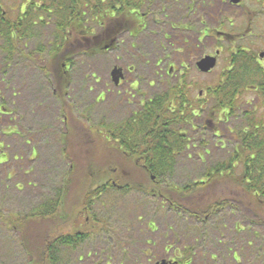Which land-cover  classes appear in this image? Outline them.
<instances>
[{
    "label": "rangeland",
    "instance_id": "1",
    "mask_svg": "<svg viewBox=\"0 0 264 264\" xmlns=\"http://www.w3.org/2000/svg\"><path fill=\"white\" fill-rule=\"evenodd\" d=\"M2 3L8 9L13 0ZM159 6L155 7L157 11ZM156 14L158 20H167L160 11ZM151 21L149 18V33L138 41L142 44L134 43L140 45L139 52L130 54L135 40L123 36L119 48L111 54L75 57L67 100L65 91L61 93L52 86L41 69L46 53L38 60L29 54L46 50L43 37L51 31L36 29L32 38L41 36L43 40L30 42L27 49L18 44L11 60L0 41V264H43L36 254L42 247L38 236L43 230L49 232L48 239L76 230L88 236L77 249L62 250L61 264H156L174 257L193 264H264V208L259 209L234 185L217 183L185 203L194 209L230 200L229 207L217 216L199 215L203 222L191 214L168 209V203L145 196L137 187L125 195L110 190L93 201V211L82 214L87 207L83 200L98 183L111 180L118 187L124 186L120 180L123 176L143 177L129 163L120 166L127 171L118 173L123 175L120 179L100 175V169L116 160L106 158L100 150L101 137L93 128L100 123L119 124L142 109L141 94L146 95V101L175 85V79H170L163 86L157 76L177 64L166 40L175 32L168 26L154 27ZM41 42L43 45L38 46ZM115 65L131 69L132 73L126 75L140 78L142 86L132 92L126 83L127 93L124 89L116 91L110 76ZM220 69L207 77L194 73L190 81L201 84L198 89L214 87L219 83L216 77ZM198 124L197 132H188L193 146L179 159L174 175L160 183L170 199L175 197V189L168 185L181 188L201 182L208 170L230 158V145L226 144L230 140L229 126L222 122L220 133H215L219 137H213L203 133L202 124ZM109 169L115 171L113 165ZM67 175L69 193L63 196L53 222L36 219L18 224L39 206L56 201Z\"/></svg>",
    "mask_w": 264,
    "mask_h": 264
},
{
    "label": "trees",
    "instance_id": "2",
    "mask_svg": "<svg viewBox=\"0 0 264 264\" xmlns=\"http://www.w3.org/2000/svg\"><path fill=\"white\" fill-rule=\"evenodd\" d=\"M94 2L93 14L99 15L103 11V5L100 0H94ZM56 5L57 7L61 6L70 10L72 4L70 0H56ZM34 15L31 16L33 17ZM62 16L64 23L58 24L57 28L53 31L51 37L55 42L50 47L48 55L46 54L45 58L47 59L43 64L44 67L42 66L43 68L41 69L45 70L52 86H57L61 93V90L65 91V99L67 100L66 97L69 94V86L71 85L72 78L71 70L63 68V65L66 67L72 65L75 62L76 56L90 58L100 53L102 45L106 44L108 39L103 32L99 37L95 38L98 45L97 49L89 50V44L94 40H86L80 36L81 30L86 25L66 24L65 20L71 17L69 12ZM2 18L0 16V41L5 45L4 52L7 54L8 60H11L14 56V51H16L15 47H18V44L21 43L19 38H30L33 30L22 31L23 24L25 22L31 23L30 19L21 22L20 19L17 21H8ZM95 24L96 26H102L101 29L104 28L101 23ZM24 33H26L25 36ZM234 89L232 87L225 88L222 85L210 89L207 91L206 101H199L197 106L189 103L187 93L183 95V100H179L177 98L178 94H175L173 90L162 94L158 93L153 96L148 106L146 105V110L148 109L146 119L143 116L144 114L141 113L120 125L117 124L114 126L100 123L97 127H94L93 129L101 137L99 138L102 141L100 150L106 158L116 160V162H111V164L107 165L105 169H100V175H109L120 179L123 175H119L118 173L127 172L125 169H120V166L123 167L129 163L133 171H141L143 177L137 179L135 175L123 176L124 178L120 180H122V183L124 182V186L118 187L111 180L98 183V186H95L87 194V198L85 199L87 203L83 200L84 205L87 207L83 209L82 214L91 211L93 201L107 194L110 190L119 191L125 195L137 187L143 190L145 196H156V199L165 201L168 203L169 208L172 207L187 215H192L193 212L196 213L198 210L199 215L204 214L214 217V215L223 211L224 208L229 207L230 200L223 199L207 207L202 208L196 206L194 209L188 208L185 203L193 195L196 196L202 190L217 183L230 186L234 185L243 195H247L254 200L255 204L259 205V209H263L264 130L256 129V127L261 126L256 116L251 117L252 121L255 122L251 124L249 135L245 132L244 125H240L234 129L236 135L233 141L234 144H230V141L226 143L227 146L230 145L229 148L231 150L227 152L230 158L225 162H221V164H216L217 166L208 170L205 174V180L195 184L181 186V188L172 187L171 184L168 185L167 187L175 189L172 192L175 194V197L171 199L169 198L168 192L160 188V185L164 181L174 175L175 166L178 164L179 159L183 157L182 155L193 146V141L188 135L189 130L197 132L199 130L198 123H200L204 130L203 133L207 135L209 133L208 136L219 137L215 133H220L221 120L226 118L227 114L225 112L226 107L230 105L233 112L239 111L240 103L234 100ZM252 111L254 114L258 113L256 110ZM205 152V154H209V152ZM119 160L121 161L120 163ZM112 165L115 171L109 169ZM64 181L62 190L57 193L58 197L56 201L52 200L39 206L28 216L18 221V224L22 225L27 222H34L36 219L42 221L41 223H44V221L53 222L57 211L62 206L63 196L69 193L68 189L71 184L67 186L69 182L68 175ZM75 200H77L76 197ZM90 200L92 201L90 202ZM19 219L16 218L15 220ZM14 225L17 226V224ZM48 234V231L43 230V232H39L38 236L42 240V247L39 248L41 250H37L36 254L40 258L39 261H42L43 264H61L62 258L60 256H62V250L77 249L88 237L85 234L78 233V230L73 234H61L51 239H48ZM21 235L24 239L25 233Z\"/></svg>",
    "mask_w": 264,
    "mask_h": 264
},
{
    "label": "flooded vegetation",
    "instance_id": "3",
    "mask_svg": "<svg viewBox=\"0 0 264 264\" xmlns=\"http://www.w3.org/2000/svg\"><path fill=\"white\" fill-rule=\"evenodd\" d=\"M100 2L103 5V11L95 15L93 14L94 0H70L72 4L70 10L61 6L57 7L56 0L54 3L53 0H13V5H10L8 9L0 0V16L8 21L20 19L23 22L30 19L31 23L25 22L22 31L33 30L32 33L36 29L51 31L50 37L45 36L44 40L41 36L39 37L48 49L29 53L31 57L35 55L37 60L39 57H44L45 53L48 55L50 47L55 42L51 37L52 33L58 24L64 23L62 15L67 12L71 17L65 20L66 24L86 25L81 30L80 36L86 40H94L90 42L89 50L97 49L96 37L103 32L107 36L108 41L104 45L101 44L103 48L101 47L100 53L92 58L98 57L101 53L108 55L117 50L123 36L135 40L132 42L131 48L133 49L130 54L139 52L140 45L136 46L134 43L138 42L144 34L149 33L148 19L152 18L151 22L154 27L162 29L163 26H168L170 31L175 32L172 35L173 39L170 36L166 40L172 48L171 56L177 58V64L175 63V66L173 65L164 72L158 71L160 73H157V76L161 78L159 84L163 85L165 80L175 79V85L162 90H166L165 92L173 90L175 94H178L179 100H183V95L187 93L189 103L197 106L199 101L207 98V91L210 89L217 88L219 85L225 88H235L233 95L234 100L240 103L239 111L233 112L229 105L225 109L226 118L221 120L229 126V143H233L236 136L234 129L240 125L245 126V132L249 135L251 124L255 122L252 121L253 116L259 119L261 125L256 129L264 130V0H100ZM158 3L160 6L157 9L160 15L167 19L166 21L157 19L158 11L155 7ZM33 14L35 15L32 17ZM95 23L103 24L104 30L101 29L102 26H96ZM153 30L155 31L154 28ZM32 33L30 38H19L26 49L30 42L37 43L39 40L37 36L32 38ZM41 45H43L42 42L38 46ZM206 58L214 59L215 66L204 72L199 64ZM165 59H168L167 56ZM72 65L69 67L63 65V68L70 69ZM218 67H221V72L216 77V79L219 78L216 86L207 85L198 89L197 87H201V84L198 86L190 81V78H193L192 74L197 73L207 77L217 72ZM116 68L121 70L122 75L116 84L111 76L112 72L110 74L116 91L124 89L126 92V83L132 92L142 86L140 78L129 76L132 73L131 69L125 70L122 66L115 65L112 71ZM141 96L142 109L132 112L129 118L119 122V125L135 118L137 114L142 113L145 119L147 118L148 109L146 110V107L153 97L144 101L146 95L141 94ZM131 99L133 100L134 96ZM126 102L131 105L130 99ZM252 110L258 113L254 114ZM168 209L173 208L168 206ZM192 216L201 221L198 210L196 213L193 212ZM207 216L209 215H205L206 218ZM163 261L167 264H193L191 260L186 259L183 263L175 257L173 259L163 258L158 262Z\"/></svg>",
    "mask_w": 264,
    "mask_h": 264
},
{
    "label": "water",
    "instance_id": "4",
    "mask_svg": "<svg viewBox=\"0 0 264 264\" xmlns=\"http://www.w3.org/2000/svg\"><path fill=\"white\" fill-rule=\"evenodd\" d=\"M199 66L202 68V71L207 72L208 70L214 68L215 66V60L214 59H210V58H206V60H203V62L201 64H199ZM111 76L113 77L115 83L117 84L120 79L122 78L121 75V70L119 69H114L112 71ZM157 264H167L165 261H163L162 263H157Z\"/></svg>",
    "mask_w": 264,
    "mask_h": 264
}]
</instances>
